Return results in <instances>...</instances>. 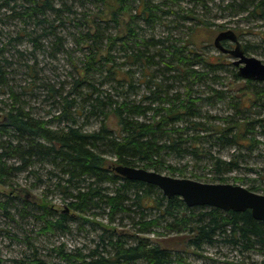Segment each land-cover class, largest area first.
I'll use <instances>...</instances> for the list:
<instances>
[{"label":"trees","instance_id":"16d2710c","mask_svg":"<svg viewBox=\"0 0 264 264\" xmlns=\"http://www.w3.org/2000/svg\"><path fill=\"white\" fill-rule=\"evenodd\" d=\"M87 3L93 6V12L87 8ZM79 9L88 12L82 22L76 17ZM213 9L221 13L215 17L264 22V0H0V25L5 18L24 23L9 43L0 46V87L9 88V101H0L5 112L0 122V184L11 186L9 180L27 170L36 175L34 169L38 164H45L61 170L58 186L73 199L68 203L71 211L88 213L103 209L113 222L122 214V220L131 218L140 208L145 219L139 222L141 232L163 223L170 231L180 232L183 225L189 233V245L198 250L217 241L244 250L255 246L264 248V222L256 220L250 210L226 212L213 207H190L180 196L169 198L157 186L127 179L114 169L122 165L185 175L186 168L167 164L164 157L184 160L188 156L193 159L203 156L221 175H217V181L226 183L227 177L223 174L240 169L238 160L244 157V150L255 143L254 132L260 129L264 135V86L257 84L261 83L259 81L241 78L234 62L228 64L235 66L231 71L233 77L248 83L254 98L239 99L235 105L231 104L235 115L217 117L222 124L209 125L200 120V103L212 104L213 100L226 99L224 92L215 89H211L212 94L207 97L194 91L196 81L197 85H203L211 73L227 71L228 65L219 59L212 61L198 49L200 45L193 38L198 29H210L213 25L219 30L225 28L208 23ZM72 21L77 27L81 25V32L75 35L74 41L86 49L81 65H75L77 77L69 90L44 82L49 95L56 98L54 103L59 113L52 119L37 118L21 98L28 90L23 88L18 93L10 86L12 60L5 48L21 39L32 45L25 68L30 78L36 80L39 58L35 51L46 52L50 48L66 51L65 26ZM165 21L175 29L186 28L190 32L185 44H178L179 40L170 36L145 38L140 34L142 24L155 26ZM108 28L115 29V34H105ZM121 30L125 36H120ZM105 43L109 45L107 54H103L107 51ZM117 44L126 64L141 65L144 83L156 88L150 87V94L142 100L145 103L127 98L138 89L130 69L105 68L116 61V56L110 55ZM252 49L247 46L244 50L247 53L254 51ZM154 68L158 69L155 74L151 73ZM98 72L100 76L113 75L123 87L121 92L112 94L113 91L97 88L91 76ZM166 73L171 75L167 80L178 84V88L164 90V83L159 79H165ZM219 79L215 75L211 80ZM182 87L187 88L183 98ZM171 91L175 93L170 94ZM29 92L34 94L33 87ZM155 103L159 107L154 108ZM257 106L262 108L261 112L254 111ZM84 114L88 118L101 116L100 129L88 131L80 126L79 119ZM253 114H257V118ZM111 117L118 121L114 129L106 124ZM218 146L236 147L238 151L225 160L213 152L212 148ZM108 156L113 158L108 159ZM108 185L115 188L110 190ZM248 189L257 192L254 185ZM13 206L10 199H0V211L5 214L10 216L9 209ZM147 211L156 212L147 216ZM46 212L50 214L51 210ZM61 215L58 221L49 222V227H65L68 214ZM172 249L145 238L132 244L124 236L113 233L106 236L104 232L96 247L87 254L59 248L57 254L61 260L54 264H174L180 259ZM0 264H4L1 257ZM30 264L51 263L37 256Z\"/></svg>","mask_w":264,"mask_h":264},{"label":"rangeland","instance_id":"374dc122","mask_svg":"<svg viewBox=\"0 0 264 264\" xmlns=\"http://www.w3.org/2000/svg\"><path fill=\"white\" fill-rule=\"evenodd\" d=\"M87 4V8L94 11L93 6L90 3ZM79 10L76 17H79L82 22L85 20L84 17L88 12L84 9ZM217 11L213 9L212 13L209 14L208 23L215 24V26L224 25L225 28L219 30L213 25L210 29H198L193 37L195 43L200 45L198 49L214 62H217L219 59L226 66L232 64L235 59L228 54L222 55L214 46V40L220 32L233 29L237 33L244 49L247 46L254 48L252 52L247 51V55L255 56L264 63V22L246 20L242 17H215L221 14ZM23 25L24 23L18 20L13 21L5 18L0 25V46L9 43L11 37L15 36ZM186 25L188 26L189 24ZM141 26L144 28L140 34L145 36V38H149L152 35L156 36V38H167L170 36L179 40L178 44L181 43L182 45L188 40L190 34L186 28L175 29L174 25L169 24L168 21L155 26H146L144 24ZM80 27L81 25L77 27L73 21L67 23V26H65L64 36L67 38L64 41V47L66 51H62L61 49L58 52L56 50L59 49L55 50L54 48H50L46 52L35 51L39 58V65L37 66L39 75L36 77V80L30 78L27 74V68H25V64L32 52V45L26 39H21L20 42H12L5 48L7 56L12 60L10 67L11 74L9 75L11 79L10 86H14L13 89L17 90L16 92L18 93H21L23 88L28 90L24 95H21V98L27 102L37 118L52 119L59 113V109H57L54 103L56 98L53 95H49L48 91L44 88V82H49L55 85L56 88L64 87L66 90H69L72 87L73 80L77 77L75 65H81V59H83L82 57L86 51V49L74 41L75 35L81 32ZM115 32V29L108 28L105 34H115ZM121 34V37L125 36L122 30ZM116 46L117 48H114L115 50L111 51L110 55L112 57L116 56V61L114 63L112 61L105 68L112 66L114 69L121 68L123 71L130 69V76L133 77L138 89L137 92H131L127 95V98L129 101L141 103L143 98L150 94V87L152 89L155 87L153 84L147 85L144 83V68L141 65L130 66L126 64L124 56L119 54L118 44ZM229 46L234 48L235 44L229 42L227 47ZM104 48L107 51L103 54H107L109 45L105 43ZM234 67L228 65L226 67L227 71L211 73L203 85H197L198 82H195L194 91L197 95L207 97L212 94L211 89H215L224 92L226 97L224 101L213 100L212 104H199L198 110L201 113L202 118L200 120L202 122H208L209 125L215 126L222 124L217 117L225 118L229 114L235 115V112L231 111V104L235 105L239 99L254 98L248 83L233 77L231 71ZM157 70L154 68L151 73L155 74ZM100 75L102 74L98 72L91 76L97 88L107 90L108 92L113 91L112 94L121 92L123 87L116 81L113 75ZM215 75L220 77L216 82L211 80ZM170 76V74L166 73L163 75L165 79H162V77L159 79L160 82L164 83V90L169 87L178 88V84L167 80ZM257 84L264 86V82H257ZM31 87L35 90L34 94L29 92ZM8 90L9 88L2 89L0 87V101H9ZM180 91V94H183V98L187 94V88L182 87ZM173 93L175 91L170 92V94ZM79 101L83 102L82 100ZM142 103H145V101ZM157 106L159 107L158 103H155L153 107L156 108ZM3 107L2 102L0 103V122L4 118L5 112ZM254 111L261 112L262 108L257 106ZM252 116L257 118V114H253ZM102 120L101 116L94 115L88 118V115L84 114L79 119V125L85 130L94 131L100 129ZM54 123L57 124L56 122ZM106 124L114 129L118 126V121L111 117L106 121ZM252 138L255 140V143L249 150H244V157L238 160L241 166L240 169L223 175L227 177L226 183L228 184L241 185L246 188L254 185L257 189L256 193L264 195V135L261 134L260 129H257ZM212 150L225 160L232 158V155L238 151L236 147L227 148L221 146L212 148ZM112 158L108 156V159ZM164 160L167 164L170 163L182 169L186 168V173L185 175L182 173L173 174L166 170L161 171L160 173L162 174L174 178L192 179L203 183H221L219 182L220 180L217 181L216 179L219 174L216 173L214 164L203 156H200L199 159H193L191 156H188L184 160L165 156ZM38 165L34 169L37 171L36 175L27 170L11 178L9 180L12 184L11 186L0 184V199H10L14 204L13 208L9 209V212L13 215L12 218H10L11 215L9 216L4 211H0V257L4 259V264H18L19 262L30 264L32 259L37 256L48 263L54 264L61 260L57 254L61 247L66 252L80 251L87 254L96 247L100 241V236L104 232L106 236L110 233H113L115 236H124L132 244L136 243L140 238L148 239L153 243L161 242L169 248H173L172 251H175L174 253L180 259V261H175L174 264H264V248L261 246L244 250L243 248L240 249L228 243L217 241L212 245L205 244L202 249L198 250L189 245V233L186 232L183 225H180L181 227L178 230L180 232L170 231L165 226L166 223H163L160 227L151 228L148 232H141L142 227L139 222L145 219L142 218L144 216L140 208L136 209V207H133L136 209V213H133L131 218L128 216L129 218L122 220L121 218L124 217V214H122L113 222L103 209H94L88 213L71 211L68 203L73 199L58 186V183L62 179L61 170L45 164L42 166ZM37 175L40 180L37 178ZM241 179L245 181H240ZM108 186L110 190L115 188L113 185ZM47 209L51 210L50 214L46 212ZM150 211L146 213L149 214ZM155 212L152 211V214L150 213L147 216L155 215ZM63 213L68 214V218L63 224L65 227H49V222L58 221ZM146 218L148 219L149 217Z\"/></svg>","mask_w":264,"mask_h":264},{"label":"water","instance_id":"95a60500","mask_svg":"<svg viewBox=\"0 0 264 264\" xmlns=\"http://www.w3.org/2000/svg\"><path fill=\"white\" fill-rule=\"evenodd\" d=\"M235 44L232 49L222 43ZM215 46L223 53L230 54L235 66L239 67L241 78L264 82V63L255 56H248L237 34L233 30L220 32L214 40ZM115 171L130 180L153 184L160 188L167 197L180 196L190 207H213L223 211L245 212L264 222V195L249 190L241 185L228 183H203L186 178H174L159 172L130 166H116Z\"/></svg>","mask_w":264,"mask_h":264},{"label":"flooded vegetation","instance_id":"af4514ba","mask_svg":"<svg viewBox=\"0 0 264 264\" xmlns=\"http://www.w3.org/2000/svg\"><path fill=\"white\" fill-rule=\"evenodd\" d=\"M229 43V41H224L222 44L226 47V48H228V49H232V46H229V47H227V44ZM231 43V42H230ZM232 44H234V43H232ZM225 54H227V53H225Z\"/></svg>","mask_w":264,"mask_h":264}]
</instances>
